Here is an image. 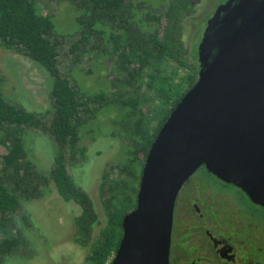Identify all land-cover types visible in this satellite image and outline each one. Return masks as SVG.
<instances>
[{
  "label": "trees",
  "instance_id": "16d2710c",
  "mask_svg": "<svg viewBox=\"0 0 264 264\" xmlns=\"http://www.w3.org/2000/svg\"><path fill=\"white\" fill-rule=\"evenodd\" d=\"M45 1L52 5L54 0ZM71 3L77 27L61 32L55 28L51 6L44 12L36 0H0V45L27 54L54 79L52 105L45 112L28 111L0 94V264L29 255L25 227L34 225L30 214L20 210L21 204L44 196L51 180L65 200H73L81 208L74 219V241L83 247L91 245L88 258L93 263L109 264L123 234V216L136 206L139 170L149 148L172 109L198 78L199 58L191 50V43L197 22L210 9L200 11L195 21L192 16L196 9L191 0ZM74 35L78 37L70 48L73 53L78 51L75 56L79 63L84 55L114 60V77L108 78L107 90H86L71 67L61 71L63 40ZM143 85L150 90L147 94L141 91ZM125 95L128 99L121 100ZM118 98L139 114L129 133L134 146L128 161L118 165L117 176L110 174L112 165L102 175L100 196L108 221L93 241V231L101 224V217L89 193L75 183L68 166H72L69 161L75 160V155L84 157L85 149L79 144L83 125L101 107L117 103ZM140 101L144 106L137 111ZM146 101L154 106L147 107ZM29 129L43 130L56 143L54 166L47 173L39 170L29 156L24 140ZM199 170L208 172L201 167L195 173Z\"/></svg>",
  "mask_w": 264,
  "mask_h": 264
},
{
  "label": "water",
  "instance_id": "95a60500",
  "mask_svg": "<svg viewBox=\"0 0 264 264\" xmlns=\"http://www.w3.org/2000/svg\"><path fill=\"white\" fill-rule=\"evenodd\" d=\"M261 2L227 0L207 19L198 78L146 155L136 206L109 264H169L178 193L201 167L264 207V29Z\"/></svg>",
  "mask_w": 264,
  "mask_h": 264
},
{
  "label": "rangeland",
  "instance_id": "374dc122",
  "mask_svg": "<svg viewBox=\"0 0 264 264\" xmlns=\"http://www.w3.org/2000/svg\"><path fill=\"white\" fill-rule=\"evenodd\" d=\"M191 1L195 4L196 10L192 16L195 21L200 17V11L210 9L204 18L197 22V31L191 43V50L198 54L206 18L216 4L223 0ZM36 2L44 12H48L51 6L55 14L53 18L55 28L58 31H71L77 27L76 10L71 0H54L52 5L46 4L45 0H36ZM77 37V35L69 36L63 40L59 57L61 71L64 72L68 67H71L74 70V76L86 90L91 92H97L100 89L107 90V86L110 85L108 78L114 77L111 71L115 65L114 60L110 61L107 56L95 58L91 55H84L79 63L75 56L78 51L73 53L70 48L71 43L75 42ZM53 80L52 75L27 54L0 45V94L12 104L36 113L49 110L52 105L50 93L54 84ZM141 91L147 94L150 90L143 85ZM111 92H115V89ZM146 96L148 97V95ZM121 97V100L128 99V95ZM118 100L119 98L115 100L117 102H114L115 104L110 103L101 107L83 125L79 144L85 149L84 157L81 158L79 153L75 155V160L69 161L72 166L67 164L68 172L72 173L75 183L89 193L100 214L101 224L99 223L94 228L93 241L108 221L105 203L100 196L99 184L102 175L112 165L110 174L117 176L120 169L118 165L128 161L134 146L133 138L129 133L134 127L133 123L136 121L134 118H137L139 114L132 112L131 105L121 104ZM145 105L147 107L154 106V103L150 104L149 101H146ZM142 106L144 104L140 101L136 110L140 111L139 108ZM24 140L29 156L34 160L35 165L39 170L47 173L54 166L56 156V143L53 138L41 129H29L24 133ZM66 156L71 158L68 154ZM142 169L139 172L142 173ZM196 176L199 177L198 195H200L199 192H202L204 195L213 196L214 189L223 190L227 195L224 199L218 197L222 207L229 209V201H232L233 198L239 199L241 208L250 214L254 212L257 215L258 211L255 209L258 206L246 197L243 199L242 190L236 186L223 183L210 172L199 170ZM140 177L141 175L139 179ZM49 189V192L44 196L24 201L21 204L20 210L22 212L26 210L30 214L34 225L25 227L30 241L29 255L25 256L26 258L12 257L4 264H95L88 258L91 245L83 247L74 241V231L76 230L74 219L81 211L80 206L73 200H65L57 191L52 180L49 183ZM129 210L127 209V211ZM218 214L223 216L220 208ZM112 258L113 256L109 262Z\"/></svg>",
  "mask_w": 264,
  "mask_h": 264
},
{
  "label": "flooded vegetation",
  "instance_id": "af4514ba",
  "mask_svg": "<svg viewBox=\"0 0 264 264\" xmlns=\"http://www.w3.org/2000/svg\"><path fill=\"white\" fill-rule=\"evenodd\" d=\"M225 1L218 2L207 19ZM257 1L261 2L259 21L264 29V0ZM198 179L194 173L178 193L169 264H264V207L242 191L243 199L246 197L258 206L255 209L257 215L241 208L240 200L234 198L226 209L218 197L224 199L227 194L214 189L213 196L202 192L198 195ZM217 207L222 210L223 216L218 214Z\"/></svg>",
  "mask_w": 264,
  "mask_h": 264
}]
</instances>
